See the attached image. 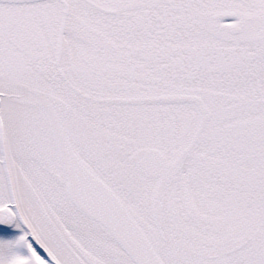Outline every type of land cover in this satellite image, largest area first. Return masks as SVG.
<instances>
[{
  "label": "snow or ice",
  "instance_id": "snow-or-ice-1",
  "mask_svg": "<svg viewBox=\"0 0 264 264\" xmlns=\"http://www.w3.org/2000/svg\"><path fill=\"white\" fill-rule=\"evenodd\" d=\"M0 264H264V0H0Z\"/></svg>",
  "mask_w": 264,
  "mask_h": 264
}]
</instances>
